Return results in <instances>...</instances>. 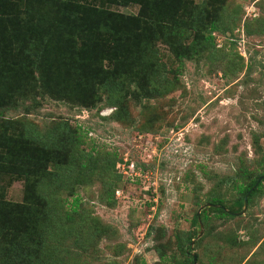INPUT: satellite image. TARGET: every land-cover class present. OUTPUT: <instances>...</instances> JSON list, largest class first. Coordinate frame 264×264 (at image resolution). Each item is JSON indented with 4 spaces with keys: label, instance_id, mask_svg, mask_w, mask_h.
I'll return each instance as SVG.
<instances>
[{
    "label": "rangeland",
    "instance_id": "obj_1",
    "mask_svg": "<svg viewBox=\"0 0 264 264\" xmlns=\"http://www.w3.org/2000/svg\"><path fill=\"white\" fill-rule=\"evenodd\" d=\"M37 1L43 22L24 33ZM212 2L170 1L184 30L176 51L156 40L107 76L98 47L106 33L88 46L64 32L73 37L67 59L47 46L53 19L43 0H0L7 264H191V255L195 264H264V183L240 216L234 205L236 185L264 176V0ZM107 10L136 17L138 6ZM192 49L178 67L175 54ZM213 199L231 216L207 210Z\"/></svg>",
    "mask_w": 264,
    "mask_h": 264
},
{
    "label": "trees",
    "instance_id": "obj_2",
    "mask_svg": "<svg viewBox=\"0 0 264 264\" xmlns=\"http://www.w3.org/2000/svg\"><path fill=\"white\" fill-rule=\"evenodd\" d=\"M173 1L175 3H179L180 0H43V2L48 6L46 10V14L49 13L52 15V31L51 37L53 40H50L47 43V46L51 45V42L55 43V49L58 53L66 54V58L69 59L74 52L70 53L72 48L66 47L67 43L71 41L72 36L65 38L63 36L64 32L70 34H77L85 44L88 46H97L94 43V40L100 41L98 37H93V34L96 31H101L105 34V37H102L104 41L98 47L99 49H103L104 55H109L108 57V66L107 70H104L107 76L113 75V71L118 67L120 58L122 55L127 54V56L132 57V55H144L147 50V46L151 42H156V40L161 39L167 46H169L170 51H176L175 43L173 42L174 37L181 38L184 34L183 27L179 24H176L173 20L175 12L171 13L169 2ZM212 2V0H210ZM224 0H213L212 3H222ZM82 2V4H79ZM37 2L30 6L27 14L29 18L32 19V25L23 30L24 33H29L31 35H36L35 32L38 28V23L43 22L39 18L38 11L39 7L37 6ZM85 3V5H83ZM130 5H137L138 12L137 16H125L122 14H115L109 12L107 10L110 6H122L128 7ZM42 16V14H40ZM205 16H197L194 20L199 23L200 27H203V21ZM8 20V19H7ZM7 23L4 19H0V25ZM208 29V33L205 37L202 38L203 43H207L210 45L212 43L211 34L217 29V25L215 21H210L206 25ZM11 32H14V29L10 28ZM168 37H170L171 41L169 42ZM10 40V38H9ZM47 41V39H46ZM198 45V43H196ZM62 49H60V47ZM69 49V50H68ZM90 55V54H88ZM195 55L194 49L191 52H182L176 53L175 58L178 60V67L182 65V61L184 59H190ZM106 57V56H104ZM119 58V60H117ZM122 59V58H121ZM117 62V66L115 63ZM151 64L149 65V67ZM14 65L9 66L10 69H13ZM103 65L98 62L95 64V71L91 75L93 82H91V86L96 80L99 81V77L101 75ZM91 69V68H89ZM89 69L87 71H89ZM98 78V79H97ZM113 83V80H112ZM114 84V83H113ZM115 85V84H114ZM158 85H161L158 83ZM121 87V86H120ZM119 87V88H120ZM263 160H264V152H263ZM17 162V161H16ZM16 162L14 164H16ZM38 168L36 166H32ZM34 168V169H35ZM40 170V169H39ZM259 177L252 178L248 184L246 185H236L235 191L239 193L240 197L236 199L234 205L237 209L242 208V200L245 194L252 188L255 184L256 180ZM261 183H264V179L261 180ZM259 183L255 188L251 190L248 198L259 191L261 186ZM211 205H215L217 207L208 208L212 212H215L218 217H227L231 216L230 214L223 211L221 202L213 199L209 202ZM78 206V199L75 198L72 200V211H76ZM206 210H203L199 214V218L202 220L206 219ZM5 221L4 223L1 222ZM197 223V216L194 215L191 219V225L195 226ZM8 221L4 220V215L0 213V227L4 226L7 228ZM3 228L0 229V237ZM10 230V229H7ZM193 237L191 235L187 238V246L186 251L182 252L183 254H187L190 252V243ZM11 243V240H10ZM9 243V244H10ZM7 244V242H6ZM4 254L7 252L6 246L3 249ZM15 250L12 251V255ZM0 256V264H7L5 261L6 255ZM5 260V261H4ZM11 260V259H10ZM9 260V261H10ZM192 264V258H190Z\"/></svg>",
    "mask_w": 264,
    "mask_h": 264
},
{
    "label": "water",
    "instance_id": "obj_3",
    "mask_svg": "<svg viewBox=\"0 0 264 264\" xmlns=\"http://www.w3.org/2000/svg\"><path fill=\"white\" fill-rule=\"evenodd\" d=\"M262 179H264V176L259 177L256 180L255 184L252 186V188L245 194V196L243 197V200H242V210H241V212H239V213H237L235 215L240 216L245 211L246 205H247V197H248L249 193L251 192V190L253 188H255L261 182ZM206 206L207 207H216V206L211 205V204H208ZM197 215H198V213L196 214V216ZM191 258H192V264H195L196 263V256L195 255H191Z\"/></svg>",
    "mask_w": 264,
    "mask_h": 264
}]
</instances>
